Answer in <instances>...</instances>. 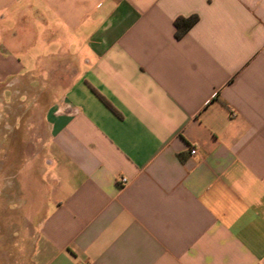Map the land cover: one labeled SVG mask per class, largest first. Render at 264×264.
I'll return each mask as SVG.
<instances>
[{"label":"crops","instance_id":"crops-1","mask_svg":"<svg viewBox=\"0 0 264 264\" xmlns=\"http://www.w3.org/2000/svg\"><path fill=\"white\" fill-rule=\"evenodd\" d=\"M0 90V264H264V0H0Z\"/></svg>","mask_w":264,"mask_h":264},{"label":"rangeland","instance_id":"rangeland-1","mask_svg":"<svg viewBox=\"0 0 264 264\" xmlns=\"http://www.w3.org/2000/svg\"><path fill=\"white\" fill-rule=\"evenodd\" d=\"M2 92L3 91L0 90V98L2 97ZM12 97H14L16 100H12L11 103L9 101H6V104L0 102V131H2V134L0 135V145L4 146L7 144L8 141H6V139L4 138V134L10 131L12 132V136H13L12 140L17 145V147L21 145V141H25V140H28L29 142L35 144L37 139L36 138L26 139L25 133H27V130H31L33 137L35 136L45 137V127L43 125L42 119L44 117L46 107L45 106L29 107L24 104L23 105L20 104L19 102L20 94L19 91L16 90L13 92ZM16 156L18 157V154H16ZM29 180L32 181L34 180V178L33 177L29 178ZM27 240H28L27 249H26L27 260H28L27 264H30L29 263V253H30L29 245L31 241L30 235L27 238ZM24 252L25 250H22L23 256H24ZM18 253L19 250L13 251V256H12L13 263H15V261L16 262L18 261L19 258Z\"/></svg>","mask_w":264,"mask_h":264},{"label":"trees","instance_id":"trees-1","mask_svg":"<svg viewBox=\"0 0 264 264\" xmlns=\"http://www.w3.org/2000/svg\"><path fill=\"white\" fill-rule=\"evenodd\" d=\"M198 21L197 16H191L188 18L178 17L173 22L174 38L180 40ZM102 102L113 112L115 110L100 96H98ZM116 113V112H115Z\"/></svg>","mask_w":264,"mask_h":264},{"label":"built area","instance_id":"built-area-1","mask_svg":"<svg viewBox=\"0 0 264 264\" xmlns=\"http://www.w3.org/2000/svg\"><path fill=\"white\" fill-rule=\"evenodd\" d=\"M195 154H196V150H195V149H191V150H190V155L193 156V155H195ZM118 182H119V184H120L121 186H124V185L126 184L127 180L124 179V178H122V179H120Z\"/></svg>","mask_w":264,"mask_h":264}]
</instances>
